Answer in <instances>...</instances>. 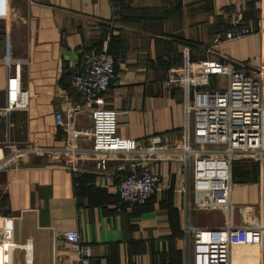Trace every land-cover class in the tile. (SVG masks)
<instances>
[{
	"label": "crops",
	"instance_id": "1",
	"mask_svg": "<svg viewBox=\"0 0 264 264\" xmlns=\"http://www.w3.org/2000/svg\"><path fill=\"white\" fill-rule=\"evenodd\" d=\"M8 6L10 16L0 19V56L9 51L28 60L22 74L28 109L11 114L10 140L54 151L63 146L66 133L54 113L82 106L70 88L71 75L85 51H99L109 39L116 77L106 105L117 113L119 135L138 142L140 164L160 177V190L146 204L127 206L115 193L124 173L119 162L108 157L106 169L96 171L90 136H78L84 152L77 159L54 151L21 156L0 171V217L12 219L14 242L31 245L30 264L72 262L75 255L62 240L67 231L92 248L89 264H184L186 176L167 154L180 143L183 93L165 82L186 48L195 59L210 56L246 73L257 71L264 63V0H8ZM234 21L252 33L214 43ZM213 78L209 87L216 88ZM4 82L0 66L2 104ZM74 117V130L90 129L86 110ZM151 146L154 153L146 150ZM231 195L236 206L256 211L257 179L233 181ZM198 213H190L196 225L224 222L200 223ZM233 220L240 223L237 215ZM258 256L243 264H256Z\"/></svg>",
	"mask_w": 264,
	"mask_h": 264
},
{
	"label": "built area",
	"instance_id": "2",
	"mask_svg": "<svg viewBox=\"0 0 264 264\" xmlns=\"http://www.w3.org/2000/svg\"><path fill=\"white\" fill-rule=\"evenodd\" d=\"M9 16L8 0H0V19ZM237 24L238 21H234L229 30L216 35L214 43L252 33L249 27ZM82 58L81 67L72 73L69 84L83 103L66 113H54L56 125L66 133L63 146L54 151L35 141L20 147L10 140L9 132L14 126L11 114L28 109L27 91L22 82L28 60L13 57L9 51L0 56L5 78L0 121L5 120L6 128V138L0 140V171L30 153L54 151L77 159L84 152L78 136H90L94 169L104 171L113 157L119 162L118 170L124 172L115 186L118 199L127 206L144 205L160 190V177L140 164L142 152L138 150V142L119 135L117 113L106 105V94L116 77L115 61L108 52L107 40L101 50L85 51ZM213 76L225 77L224 85L209 87ZM165 84L183 93L184 125L180 143L169 148L167 154L168 159L180 163L186 176L181 191L186 213L184 264H243L244 258L236 253L240 248H258L256 264H264V63L250 74L210 56L191 60L186 48L181 65L169 70ZM82 109L88 112L91 127L77 131L73 128L74 114ZM146 150L156 151L153 146ZM235 162H253L258 167L260 199L256 211L237 207L232 202ZM196 212H218L224 222L217 226L196 225L190 219V213ZM235 214L239 224L233 220ZM12 232V219L0 217V264H8L9 248H12L11 260L15 251L22 250L25 264H30L27 251L31 253V245L27 243L24 249L16 244ZM62 240L75 255L69 264L90 263L92 248L82 243L76 231L64 232Z\"/></svg>",
	"mask_w": 264,
	"mask_h": 264
},
{
	"label": "rangeland",
	"instance_id": "3",
	"mask_svg": "<svg viewBox=\"0 0 264 264\" xmlns=\"http://www.w3.org/2000/svg\"><path fill=\"white\" fill-rule=\"evenodd\" d=\"M213 80L215 82H217V84H218L217 86L221 87V86L224 85V83L226 81V78L223 77V76H215V78H213ZM217 86H216V88H217ZM0 105H2L1 101H0ZM5 129H6L5 128V120L1 119V121H0V140L1 141H4L5 138H6ZM14 142L16 144H18L17 141H14ZM212 147H214V146H212ZM236 165H238V167H240L242 169V172L247 173L248 175H251L250 173L252 171V168L255 167L256 164L253 163V162H241V163H238V164H233V167H232L233 168L232 169V179H233L234 171L237 168ZM258 173H259V170H258ZM257 179H258V175H257ZM236 213H238V212H236ZM235 216H236V214L233 216V218H235ZM196 217H199L200 219H202V222H200V223L204 222L205 224L210 222V221H215V220H216L215 223L223 222V215L218 213V212H207V213L200 212V213L196 214ZM240 249H242V250L239 252L238 255L240 256V258H244V259H248L250 257L256 256L258 253L256 254L255 252H259L258 248H251V249L240 248ZM240 249H238V250H240ZM22 252L23 251H15L14 252L15 253V260L12 261L10 259V261L8 260V263L9 264H13V263L14 264H22V261H21V258H20V256L22 255ZM23 254H25V252ZM7 256L9 258V254Z\"/></svg>",
	"mask_w": 264,
	"mask_h": 264
},
{
	"label": "trees",
	"instance_id": "4",
	"mask_svg": "<svg viewBox=\"0 0 264 264\" xmlns=\"http://www.w3.org/2000/svg\"><path fill=\"white\" fill-rule=\"evenodd\" d=\"M231 28V27H230ZM229 28V29H230ZM228 29V30H229ZM225 32V31H224ZM110 47H109V39H107V49H108V52L110 53V49H109ZM97 49H99V48H97ZM114 58V57H113ZM190 59L191 60H195V58H193L192 56H190ZM115 61V60H114ZM181 63H182V61L180 62V63H177V64H174V65H172L171 66V68L172 67H175V66H179V65H181ZM238 163H241V162H235L234 164H238ZM236 169H235V171H234V174H233V181L235 182V183H243V182H245V181H248V180H253V179H257V175H258V167H257V165H255V167H253L252 168V171H251V175H248L247 173H244V172H242V169L240 168V167H238V165H236ZM233 169V168H232ZM117 196V195H116ZM118 198V197H117ZM119 200V199H118ZM120 201V200H119ZM125 205V204H124Z\"/></svg>",
	"mask_w": 264,
	"mask_h": 264
},
{
	"label": "bare ground",
	"instance_id": "5",
	"mask_svg": "<svg viewBox=\"0 0 264 264\" xmlns=\"http://www.w3.org/2000/svg\"><path fill=\"white\" fill-rule=\"evenodd\" d=\"M14 248H15V247H14ZM11 251H12V248H9V252H8V254H9V258H8V260H9V261H10V259H11ZM28 252H30V251H28ZM27 256H29V255H27ZM30 258H31V257L29 256V257H28L29 260H28V259H27V260L30 261Z\"/></svg>",
	"mask_w": 264,
	"mask_h": 264
}]
</instances>
